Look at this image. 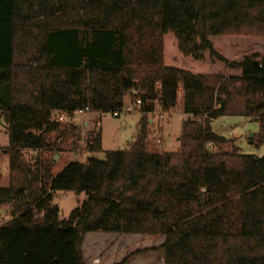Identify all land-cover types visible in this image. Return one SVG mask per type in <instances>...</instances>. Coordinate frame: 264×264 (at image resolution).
<instances>
[{
  "label": "trees",
  "instance_id": "1",
  "mask_svg": "<svg viewBox=\"0 0 264 264\" xmlns=\"http://www.w3.org/2000/svg\"><path fill=\"white\" fill-rule=\"evenodd\" d=\"M168 34L184 57L209 53L239 74L166 65ZM212 37L264 39V0H0V112L9 139L0 158L10 163L0 207L11 208L0 224V264H86L88 233L163 236L164 264H264V155L243 153L212 128L223 117L258 122L255 147L264 146V56L229 61ZM138 100L129 149L57 173L55 159L42 156L81 143L80 126L56 115L112 113ZM178 105L187 119L179 148L166 152L151 139L154 117L164 118L153 114ZM25 151L39 155L26 163ZM100 151V136L89 131L85 152ZM57 193L85 199L60 219Z\"/></svg>",
  "mask_w": 264,
  "mask_h": 264
},
{
  "label": "rangeland",
  "instance_id": "2",
  "mask_svg": "<svg viewBox=\"0 0 264 264\" xmlns=\"http://www.w3.org/2000/svg\"><path fill=\"white\" fill-rule=\"evenodd\" d=\"M216 52L229 61L240 62L254 54L264 56V39L257 38H236V37H212L210 38ZM164 58L168 66L179 67L194 74L222 75L230 77L238 75V72L231 71L226 65L211 59L209 53L205 54L204 61H196L191 57H184L180 54L177 42L173 34H168L164 38ZM0 92L6 99V93ZM0 94V95H1ZM130 99H128V102ZM127 106H129L127 104ZM62 124H74L80 126L81 140L89 131L96 132L101 139V151L88 155L84 148L78 145L73 151L72 141H65L61 151L44 152L45 158L55 159L54 172L61 171L71 162L85 163L88 158L104 160L105 154L110 151H124L129 149V145L134 142L139 133L140 115L123 114L120 118H113L110 113L103 115L89 114L85 118L75 114L73 119H65L56 115ZM187 117L181 112L178 105L163 119L154 117V136L151 137L155 144L157 140H162V150L166 152H176L180 143L178 139L181 134L182 124ZM84 122L88 124L85 128ZM125 123V125H123ZM212 128L216 134L228 140H236V147L245 154L264 155V146L257 150L255 143H258L257 133L260 130L258 122H253L239 117H223L213 122ZM254 134L250 139V135ZM68 140V139H65ZM85 140V139H84ZM9 145L7 135V125L0 112V150H4ZM25 162H32L39 153H24ZM1 186L6 188L10 183V163L9 157L4 154L0 158ZM84 195L74 193H57L54 195L53 204L60 209V219H67L71 212L79 207ZM11 208L9 206L0 207V224L11 218ZM165 238L163 236L151 237L141 235L122 234H90L84 248V260L87 264H117L127 259V264H164L165 254L160 250ZM150 250V252L141 253ZM153 250V251H152ZM82 251V253H83Z\"/></svg>",
  "mask_w": 264,
  "mask_h": 264
},
{
  "label": "built area",
  "instance_id": "3",
  "mask_svg": "<svg viewBox=\"0 0 264 264\" xmlns=\"http://www.w3.org/2000/svg\"><path fill=\"white\" fill-rule=\"evenodd\" d=\"M142 102H141V100H138L135 104H133V105H129V106H125V107H123L122 109H120V110H117V111H114V112H112V113H110L111 114V116L113 117V118H115V119H117V118H120V116L121 115H123V114H129V115H135V114H141V112H142ZM76 114H79V115H81L82 116V118H85L86 116H88L89 114H95V115H103V114H101V113H90V112H88V111H80V112H78V113H76ZM153 115H155V116H160L161 118H163V117H165L166 116V114H164V113H159L158 111L157 112H155ZM85 126V128L86 127H88V124L86 123V122H84V125H83V127ZM88 135H89V132L86 134V136H84V137H82V140H81V143H80V148H84L83 146H85V140L88 138ZM85 139V140H84Z\"/></svg>",
  "mask_w": 264,
  "mask_h": 264
},
{
  "label": "crops",
  "instance_id": "4",
  "mask_svg": "<svg viewBox=\"0 0 264 264\" xmlns=\"http://www.w3.org/2000/svg\"><path fill=\"white\" fill-rule=\"evenodd\" d=\"M129 103V102H128ZM171 116V115H170ZM123 125H125V123L123 124ZM178 142H179V140H178ZM90 234H103V233H88V234H86V236H85V239H84V242H83V245H82V251L84 250V248H85V244H86V242H87V239H88V237H89V235ZM110 235H113V234H110ZM118 235V234H117ZM83 254H84V251H83ZM84 257H85V255H84ZM87 264V263H86ZM112 264V263H111Z\"/></svg>",
  "mask_w": 264,
  "mask_h": 264
},
{
  "label": "water",
  "instance_id": "5",
  "mask_svg": "<svg viewBox=\"0 0 264 264\" xmlns=\"http://www.w3.org/2000/svg\"><path fill=\"white\" fill-rule=\"evenodd\" d=\"M253 136H254V134H251V135H250V139H252V138H253Z\"/></svg>",
  "mask_w": 264,
  "mask_h": 264
}]
</instances>
